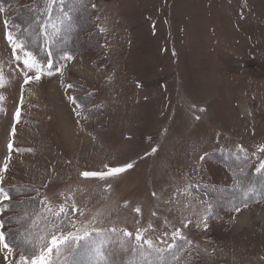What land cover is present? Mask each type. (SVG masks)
I'll return each mask as SVG.
<instances>
[{"label": "rangeland", "instance_id": "obj_1", "mask_svg": "<svg viewBox=\"0 0 264 264\" xmlns=\"http://www.w3.org/2000/svg\"><path fill=\"white\" fill-rule=\"evenodd\" d=\"M92 2L101 65L90 54L66 57L27 83L36 72L20 50L15 59L6 33L16 28L0 12V187L38 185L57 211L69 204L88 231L102 230L91 239L104 255L81 249L73 264H264V175L255 171L264 160V0ZM126 163L114 177L81 175ZM237 176L254 189L247 198ZM216 189L220 198L209 195ZM247 212L251 220H240ZM38 217L25 220L21 241L39 231ZM138 230L164 251L122 248ZM19 254L0 245V264Z\"/></svg>", "mask_w": 264, "mask_h": 264}, {"label": "trees", "instance_id": "obj_2", "mask_svg": "<svg viewBox=\"0 0 264 264\" xmlns=\"http://www.w3.org/2000/svg\"><path fill=\"white\" fill-rule=\"evenodd\" d=\"M65 4L73 5L71 21H64L63 24L60 23L59 0H57L56 4L53 6L52 22L61 27L60 34L54 37L53 41L46 42L42 35L37 36L35 33H32L31 36L26 37L30 41L27 50L33 53L42 67H46L50 61L53 70H56L59 67L58 65L66 58L64 56L65 52L72 58L90 54L94 57V64L100 66L106 55V46L104 43V32L98 23L92 0H65ZM42 6L43 0H0V7L8 14L7 24L15 27L16 32L18 31L17 25L21 27L32 25L36 9ZM78 13H81L82 17H78ZM82 18L85 19L86 23L80 27L79 23ZM51 31H53V29L49 26V32ZM83 41H88V43H86L85 46L78 45ZM77 99L79 103H84L79 96ZM92 113L93 110L90 111V114ZM99 113L101 112L96 110V114L99 115ZM229 167L239 174V172L234 170V167ZM242 177L246 179V175ZM237 178L240 182L244 181L238 176ZM4 189L5 192L9 194L10 199L2 204V206L4 204L9 205V207L4 210L5 214L2 220L5 225L9 226L5 230V237L10 246L13 245L14 241L16 244H22V241L19 239L20 233L27 228L25 222L27 217L24 214L27 213L28 216H33V213L29 214L28 211L31 210L29 208H32L34 213L40 214L38 217L40 229L34 237L45 236L46 243L50 242L51 235H59L61 232L66 235L69 232L77 233L78 230L80 232L85 229L89 230V222L85 227L81 224L83 218L81 211L79 209L72 210L70 208L71 205L67 204L65 206V213L58 219H55V223L60 227L56 231H53L46 224V220L51 221L54 217L44 210V204H42V202H46L53 211H57V205H52L49 196L47 199L45 192L40 189L38 185L36 186L32 183H16L5 186ZM217 194L219 198L222 196L219 189H216L215 192H209V195H213V198H215ZM259 201L264 202V192L259 194ZM13 248L20 253L21 247ZM80 250L81 249L75 254V257L78 258L77 260H79L78 254ZM73 256L74 254L68 258L69 264H73L74 261L71 262ZM57 264H60V262L58 261ZM79 264H85V262Z\"/></svg>", "mask_w": 264, "mask_h": 264}, {"label": "snow or ice", "instance_id": "obj_3", "mask_svg": "<svg viewBox=\"0 0 264 264\" xmlns=\"http://www.w3.org/2000/svg\"><path fill=\"white\" fill-rule=\"evenodd\" d=\"M56 2L57 0H43V6L38 7L36 9L34 18L32 20V24H35V28L31 27V25H29L28 27H21L20 25H17L16 27L18 31L16 33H13L11 31L6 33V37L12 47L15 59H22L20 55L16 54L17 50H20L24 53V66L27 69L35 70L36 72L35 77L26 76L25 83L32 79L39 80L42 72V66L40 62L37 60V58L33 55L31 51L27 50V46L30 41L26 37L31 36L32 33H35L37 36L42 35L44 40L48 42L53 41L54 37L60 34L61 27L57 26V24L52 22L53 6L56 4ZM3 11L4 9L0 8V12ZM72 11L73 5H66L65 0H59V13L61 24H63L64 21H71ZM5 24L7 25V21H5ZM49 26H51L53 31L49 32ZM64 56L68 59H71V56H69L67 52L64 53ZM50 66L51 62L49 61V67ZM57 71H59V69H57ZM48 74L50 75L51 73L49 72ZM2 79V74H0V81H2ZM0 86H2V83H0ZM68 87H71V85H69ZM0 99H2V97H0ZM201 111H203V109H201ZM17 115H19V110H17ZM11 146L12 144L10 141L9 148H11ZM152 151L155 152L156 149L153 148ZM260 151L264 152V147H262ZM201 159H203V157H201ZM132 167V163H126L120 167L109 168L106 172L85 171L82 172L81 175L83 177H99L101 179H104L105 177H114L120 173L125 172L127 169H131ZM255 171L264 175V160L259 163ZM0 179H2V177H0ZM233 187L238 190L240 194L245 198H247L254 191L253 187H245L239 180H237ZM153 195H155V193H153ZM9 199V194L5 192L3 187H0V202ZM240 203L243 204L244 207H247V203H245L244 200H241ZM42 204H44V210L54 217V219L51 221L46 220V224L53 231H56L60 226L55 223V219H58L62 214L65 213V206L60 205L58 211H53V209L48 206L46 202H42ZM8 207L9 205L4 204L2 207H0V212H3ZM209 208H211V206H209ZM135 210L137 212L140 211L139 208ZM235 211L239 213L241 211V208L235 207ZM24 215L29 220H32V225H35L37 223V220L34 219L33 216L38 217L40 214L36 213L33 214V216H28V214L25 213ZM3 225L4 221L0 220V229L3 228ZM101 231L102 230L100 229H93L91 231L85 229L82 232L78 230L77 233L69 232L66 235L61 232L59 235H51V240L47 243L45 236L32 237L29 234L24 235L22 244H16L14 241L12 246H10L6 242L5 233L3 231H0V245H3V248L8 249L9 252L12 251L13 247H21L19 259L16 264H57L58 261L60 262V264H69L68 258L75 254L79 249H86L90 252L95 253V255L97 256L104 255L101 250V246L96 245L95 242L91 239L93 232L99 234ZM110 231L112 233H116L117 229L113 228L110 229ZM122 231L124 238L131 236V233H129L126 229ZM172 236L174 242L176 238H182L179 229H176L173 232ZM135 241V244H132L125 239H121L119 243L122 248H125L126 250L130 249L133 253L138 252L141 256H149L153 252L162 253L164 251V249L154 246L151 240L144 239L142 232L139 230L136 233ZM167 247L171 249L173 247V244H169Z\"/></svg>", "mask_w": 264, "mask_h": 264}, {"label": "bare ground", "instance_id": "obj_4", "mask_svg": "<svg viewBox=\"0 0 264 264\" xmlns=\"http://www.w3.org/2000/svg\"><path fill=\"white\" fill-rule=\"evenodd\" d=\"M246 108V107H245ZM245 110H247V112L249 113L250 111H249V109L248 108H246ZM89 138V137H88ZM258 209H254V212H256ZM251 212H253V211H251ZM244 213L245 215H243V216H241L239 219L241 220L242 218H243V221L244 220H246V219H248L247 217H250V216H247L246 214H252V213ZM260 218H263V220H264V210H262L261 212H260ZM239 219L237 220V222L239 221ZM249 220H251V218L250 219H248V221Z\"/></svg>", "mask_w": 264, "mask_h": 264}]
</instances>
